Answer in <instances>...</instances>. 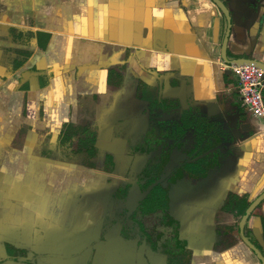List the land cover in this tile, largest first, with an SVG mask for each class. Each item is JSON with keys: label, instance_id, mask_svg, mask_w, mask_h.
<instances>
[{"label": "flooded vegetation", "instance_id": "1", "mask_svg": "<svg viewBox=\"0 0 264 264\" xmlns=\"http://www.w3.org/2000/svg\"><path fill=\"white\" fill-rule=\"evenodd\" d=\"M252 7L243 6L251 14ZM45 34H37L43 50L44 39L50 38ZM19 52L13 72L29 56L24 48ZM124 55L122 63L109 61L105 87L110 92L122 89L124 74L134 72L129 68L131 50L125 49ZM52 76L41 73L39 87L46 88ZM133 90L137 113L117 119L105 142L99 140L93 121L63 123L53 150L48 148L50 128L35 129L32 156L69 165L65 177L52 172L42 183L57 191L65 185L75 205L55 236V222L50 221L54 205L45 213L46 224L30 219V214L38 216L32 212L33 197H17L15 175L2 174L0 264H263L264 176L246 175L247 163L233 154V132L202 126L191 113L176 114L168 123L157 88L137 77ZM18 91L24 92L21 114L7 123L0 116V124L13 136L11 150L23 145L33 130L32 120L44 116L42 106L35 115L28 83ZM134 122L140 125L134 128ZM79 167L94 173L88 175ZM40 182L33 184L41 188ZM56 241L60 251L53 249Z\"/></svg>", "mask_w": 264, "mask_h": 264}, {"label": "crops", "instance_id": "2", "mask_svg": "<svg viewBox=\"0 0 264 264\" xmlns=\"http://www.w3.org/2000/svg\"><path fill=\"white\" fill-rule=\"evenodd\" d=\"M221 1L229 8L230 24L212 0H0L5 28L30 37V42L20 44V49L29 51L25 64L14 71L21 72L20 77L13 88L0 91V116L7 123L21 114L24 92L18 88L25 83L35 115L41 106L44 113L41 120H32L33 130L23 145L10 153L13 136L0 124V178L13 172L16 196L33 197L32 212L38 216L30 214V219L46 224L49 215L45 213L54 205L50 221L55 222L53 235L58 236L75 205L67 198L65 185L57 191L42 183L52 172L65 177L69 165L32 156L35 129L50 128L48 148L53 150L63 123L93 121L99 140L105 142L106 132L117 119L137 113L133 98L137 77L157 88L168 110L166 122H172L176 114L191 113L202 126L228 128L235 137L233 154L248 165L246 175L264 176V118L254 116L243 102L233 70L242 65L240 59L264 63L263 0ZM248 4L255 13L243 8ZM38 33L50 35L44 41L41 38L47 44L45 50L37 43ZM125 49L131 50L129 68L135 73L129 70L122 89L110 92L105 87L109 61L122 63ZM36 71L53 74L46 88L39 87ZM134 123V128L140 125ZM35 180L41 181V188L34 186ZM53 249L61 250L58 244Z\"/></svg>", "mask_w": 264, "mask_h": 264}, {"label": "rangeland", "instance_id": "3", "mask_svg": "<svg viewBox=\"0 0 264 264\" xmlns=\"http://www.w3.org/2000/svg\"><path fill=\"white\" fill-rule=\"evenodd\" d=\"M5 27L6 25H4L3 21H0V80H1L0 90H5V89L8 90V86L10 87L12 83H15L16 79L20 77L21 72L20 73L18 72V74H16L12 71V63L16 58H21L19 54L20 53L19 50L21 47L20 44L21 42H24L27 39L26 35L23 36L21 35L20 37L16 35L17 33H19V32L16 33V29L10 27L6 29ZM20 80H22V78H20L19 81ZM11 89H9V91H12ZM10 150L11 148L7 149V153H10L11 152ZM5 177L8 176L6 175ZM10 187L12 188V185ZM2 202H3V197L0 195L1 220H2V213H1ZM15 215H16L15 212H13V216Z\"/></svg>", "mask_w": 264, "mask_h": 264}, {"label": "built area", "instance_id": "4", "mask_svg": "<svg viewBox=\"0 0 264 264\" xmlns=\"http://www.w3.org/2000/svg\"><path fill=\"white\" fill-rule=\"evenodd\" d=\"M243 102L254 116L264 118V71L253 64L233 68Z\"/></svg>", "mask_w": 264, "mask_h": 264}, {"label": "water", "instance_id": "5", "mask_svg": "<svg viewBox=\"0 0 264 264\" xmlns=\"http://www.w3.org/2000/svg\"><path fill=\"white\" fill-rule=\"evenodd\" d=\"M214 2V4L216 5V7L225 15V17L228 19V23L230 24V16H229V10L227 9V7H225V5L219 1V0H212ZM258 6V5H257ZM227 40V38H226ZM225 40V42H226ZM244 64H253L255 66H257L258 68L262 69L264 71V64H261L255 60H242V65ZM252 209V207H251ZM251 209L247 212V214L245 215V217L248 215V213L251 211ZM263 261L264 264V260L261 259Z\"/></svg>", "mask_w": 264, "mask_h": 264}, {"label": "trees", "instance_id": "6", "mask_svg": "<svg viewBox=\"0 0 264 264\" xmlns=\"http://www.w3.org/2000/svg\"><path fill=\"white\" fill-rule=\"evenodd\" d=\"M263 98H264V92H263Z\"/></svg>", "mask_w": 264, "mask_h": 264}]
</instances>
